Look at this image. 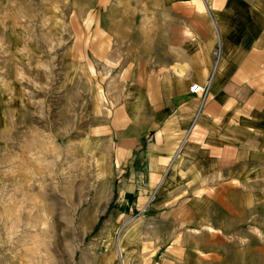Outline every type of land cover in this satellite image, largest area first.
<instances>
[{
	"label": "crops",
	"instance_id": "1",
	"mask_svg": "<svg viewBox=\"0 0 264 264\" xmlns=\"http://www.w3.org/2000/svg\"><path fill=\"white\" fill-rule=\"evenodd\" d=\"M138 1L145 11L153 2L158 12L170 5L178 18L172 36L161 31L150 42L155 48L125 52L135 63L112 84L116 151L101 155L104 177L114 179L120 201L143 213L131 226L148 225L139 247L129 244V227L118 250L123 264H222L223 247L210 239L244 234L264 180V0ZM98 3L104 12L115 5ZM117 23L96 22L97 59H112L110 39L132 42ZM194 83H209L205 98L190 90ZM158 235L177 238L164 247Z\"/></svg>",
	"mask_w": 264,
	"mask_h": 264
},
{
	"label": "rangeland",
	"instance_id": "2",
	"mask_svg": "<svg viewBox=\"0 0 264 264\" xmlns=\"http://www.w3.org/2000/svg\"><path fill=\"white\" fill-rule=\"evenodd\" d=\"M113 3L104 12L98 0H0V264H123L118 240L126 242L129 227L132 247L147 239L148 225L131 226L139 210L104 177L101 155L116 151L112 84L135 63L123 55L155 48L161 31L172 36L178 15L170 5L158 12L156 2L149 11L138 0ZM100 19L133 37L110 39L112 59H97L90 44ZM254 191L244 234L210 239L223 247L222 264H264V180ZM176 238L158 235L157 243L171 247Z\"/></svg>",
	"mask_w": 264,
	"mask_h": 264
},
{
	"label": "built area",
	"instance_id": "3",
	"mask_svg": "<svg viewBox=\"0 0 264 264\" xmlns=\"http://www.w3.org/2000/svg\"><path fill=\"white\" fill-rule=\"evenodd\" d=\"M218 53V52H217ZM190 90L193 92V93H196V94H201L204 98L206 97V95L208 94L209 92V83L208 84H200V83H194Z\"/></svg>",
	"mask_w": 264,
	"mask_h": 264
}]
</instances>
